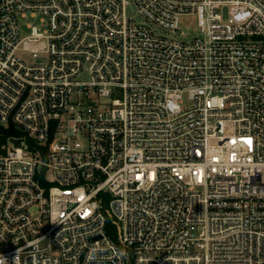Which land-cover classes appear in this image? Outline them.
I'll return each instance as SVG.
<instances>
[{"label":"built area","instance_id":"1","mask_svg":"<svg viewBox=\"0 0 264 264\" xmlns=\"http://www.w3.org/2000/svg\"><path fill=\"white\" fill-rule=\"evenodd\" d=\"M0 124V264H264V0H0Z\"/></svg>","mask_w":264,"mask_h":264},{"label":"rangeland","instance_id":"2","mask_svg":"<svg viewBox=\"0 0 264 264\" xmlns=\"http://www.w3.org/2000/svg\"><path fill=\"white\" fill-rule=\"evenodd\" d=\"M128 14L133 16L138 21L143 20V18L137 13V11L135 10V8L132 5H130L128 8ZM26 23H27V21L22 22L24 33L29 32L28 28L26 27ZM180 28L186 34L185 37L187 40L192 39L196 35L199 34L196 19L194 16H182L181 22H180ZM156 30H157V32L162 33V34H171L168 31L163 30V29H156ZM22 54L25 55L26 59H31V56L28 53H22ZM48 178H51L50 173L48 175Z\"/></svg>","mask_w":264,"mask_h":264},{"label":"trees","instance_id":"3","mask_svg":"<svg viewBox=\"0 0 264 264\" xmlns=\"http://www.w3.org/2000/svg\"><path fill=\"white\" fill-rule=\"evenodd\" d=\"M0 133L2 135L1 136L2 140H5L10 135H15L18 132L12 127H5L2 124H0Z\"/></svg>","mask_w":264,"mask_h":264},{"label":"water","instance_id":"4","mask_svg":"<svg viewBox=\"0 0 264 264\" xmlns=\"http://www.w3.org/2000/svg\"><path fill=\"white\" fill-rule=\"evenodd\" d=\"M18 143V141H16Z\"/></svg>","mask_w":264,"mask_h":264}]
</instances>
